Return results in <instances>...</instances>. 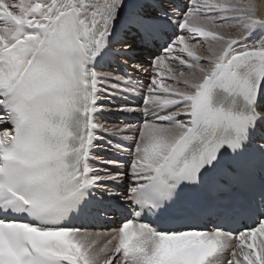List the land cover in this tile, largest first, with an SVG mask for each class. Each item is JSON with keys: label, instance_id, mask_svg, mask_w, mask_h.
I'll return each mask as SVG.
<instances>
[{"label": "snow or ice", "instance_id": "1", "mask_svg": "<svg viewBox=\"0 0 264 264\" xmlns=\"http://www.w3.org/2000/svg\"><path fill=\"white\" fill-rule=\"evenodd\" d=\"M165 3L0 0V264H264V0ZM133 44L144 119L106 127Z\"/></svg>", "mask_w": 264, "mask_h": 264}, {"label": "bare ground", "instance_id": "2", "mask_svg": "<svg viewBox=\"0 0 264 264\" xmlns=\"http://www.w3.org/2000/svg\"><path fill=\"white\" fill-rule=\"evenodd\" d=\"M257 3L259 4V3H261V0H257ZM264 5H262V7H263ZM261 11H263L262 10V8H261Z\"/></svg>", "mask_w": 264, "mask_h": 264}]
</instances>
